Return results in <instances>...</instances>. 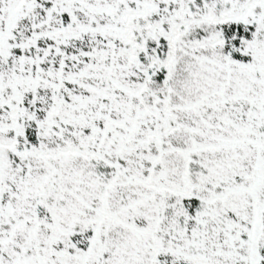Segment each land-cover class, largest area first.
Listing matches in <instances>:
<instances>
[{
	"label": "snow or ice",
	"instance_id": "6c2138e0",
	"mask_svg": "<svg viewBox=\"0 0 264 264\" xmlns=\"http://www.w3.org/2000/svg\"><path fill=\"white\" fill-rule=\"evenodd\" d=\"M0 264H264V0H0Z\"/></svg>",
	"mask_w": 264,
	"mask_h": 264
}]
</instances>
